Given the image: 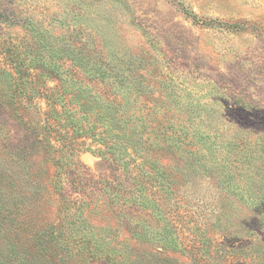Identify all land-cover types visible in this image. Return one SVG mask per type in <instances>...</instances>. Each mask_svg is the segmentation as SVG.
Masks as SVG:
<instances>
[{"label":"rangeland","instance_id":"rangeland-1","mask_svg":"<svg viewBox=\"0 0 264 264\" xmlns=\"http://www.w3.org/2000/svg\"><path fill=\"white\" fill-rule=\"evenodd\" d=\"M0 264H264V0H0Z\"/></svg>","mask_w":264,"mask_h":264}]
</instances>
